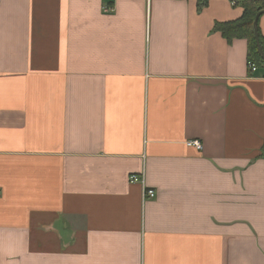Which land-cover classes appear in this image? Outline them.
I'll list each match as a JSON object with an SVG mask.
<instances>
[{
    "label": "crops",
    "instance_id": "crops-1",
    "mask_svg": "<svg viewBox=\"0 0 264 264\" xmlns=\"http://www.w3.org/2000/svg\"><path fill=\"white\" fill-rule=\"evenodd\" d=\"M243 1L0 0V264H264Z\"/></svg>",
    "mask_w": 264,
    "mask_h": 264
},
{
    "label": "trees",
    "instance_id": "trees-1",
    "mask_svg": "<svg viewBox=\"0 0 264 264\" xmlns=\"http://www.w3.org/2000/svg\"><path fill=\"white\" fill-rule=\"evenodd\" d=\"M207 3V0H201V6ZM244 12L241 18L235 21L222 22L216 27L223 33L227 40L234 38H246L249 44L248 60L256 63L259 67L264 68V59L257 46L254 20L257 13L264 8V1L261 0H244ZM261 43L264 47V38L260 35Z\"/></svg>",
    "mask_w": 264,
    "mask_h": 264
},
{
    "label": "built area",
    "instance_id": "built-area-1",
    "mask_svg": "<svg viewBox=\"0 0 264 264\" xmlns=\"http://www.w3.org/2000/svg\"><path fill=\"white\" fill-rule=\"evenodd\" d=\"M249 67H250L252 72H256L260 68L254 62H249ZM188 144L192 145V146H195V147H197L199 149L202 148V144L198 140L189 141ZM129 181L131 183L140 182L142 184V186H143V198L144 199L145 198L147 199V198H155L156 197V195H157L156 190L154 188H150V187L146 186L143 175H139V174L133 173V174L130 175Z\"/></svg>",
    "mask_w": 264,
    "mask_h": 264
},
{
    "label": "water",
    "instance_id": "water-1",
    "mask_svg": "<svg viewBox=\"0 0 264 264\" xmlns=\"http://www.w3.org/2000/svg\"><path fill=\"white\" fill-rule=\"evenodd\" d=\"M264 14V10H260L254 20V29H255V37H256V42H257V46L259 48V52L261 54V56L264 59V47L261 43V38H260V34H259V28H258V22H259V18L260 16Z\"/></svg>",
    "mask_w": 264,
    "mask_h": 264
}]
</instances>
